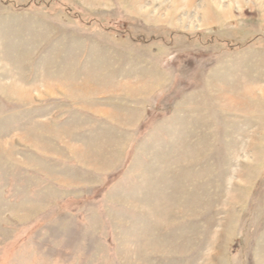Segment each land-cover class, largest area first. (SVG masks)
Instances as JSON below:
<instances>
[{"label": "rangeland", "instance_id": "374dc122", "mask_svg": "<svg viewBox=\"0 0 264 264\" xmlns=\"http://www.w3.org/2000/svg\"><path fill=\"white\" fill-rule=\"evenodd\" d=\"M0 264H264V0H0Z\"/></svg>", "mask_w": 264, "mask_h": 264}]
</instances>
